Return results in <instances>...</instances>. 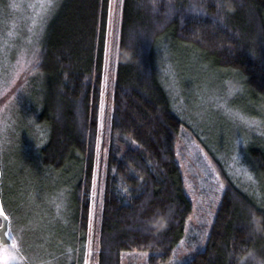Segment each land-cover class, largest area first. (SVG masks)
<instances>
[{"label": "trees", "instance_id": "obj_1", "mask_svg": "<svg viewBox=\"0 0 264 264\" xmlns=\"http://www.w3.org/2000/svg\"><path fill=\"white\" fill-rule=\"evenodd\" d=\"M61 1L39 63L27 73L28 83L38 81L43 88L41 106L30 114L43 143L33 147L25 177L34 191L41 179L48 187V181L66 186L64 264H85L97 169L103 198L94 263L122 264V255L129 252L148 254V264H170L187 240L194 211L177 160L178 140L186 129L206 142L201 113L195 109L199 117H190L181 94L165 77L171 72L167 54L181 59L190 76L202 77L197 71L205 65L237 77L264 113V0L118 1L111 112L102 144L112 1ZM175 102L182 110L175 109ZM98 145H104L101 160ZM243 162L252 178L249 189L225 174L226 190L206 246L180 264H264V145H250ZM1 166L5 206L18 190L9 189L14 180L3 160ZM7 214L16 246V213ZM199 244L198 236L190 239V247Z\"/></svg>", "mask_w": 264, "mask_h": 264}, {"label": "rangeland", "instance_id": "obj_2", "mask_svg": "<svg viewBox=\"0 0 264 264\" xmlns=\"http://www.w3.org/2000/svg\"><path fill=\"white\" fill-rule=\"evenodd\" d=\"M111 1L100 109L101 144L111 112L115 72L112 48L119 19L120 0ZM62 3L61 0H0V159L11 181L14 180L9 189L18 190L17 193L12 191L13 196L7 198L5 204L7 211L16 213L12 217L13 237L17 245L0 246V264L65 263L62 244L66 239L62 233L63 229L66 232L67 226L62 216H65L63 208L67 203L66 186L48 181L52 185L48 187L41 179L40 189L38 184L34 191L31 180L25 177L33 147L43 143L39 141V128L30 120V114L41 106L43 88L38 81L28 83L31 76L27 73L39 63L46 30ZM167 60L171 63V72H164L165 77L181 94L179 96L190 117L195 120L199 117L195 109L198 114L201 113L199 125L206 142L202 143L195 131L182 129L185 134L176 147L185 188L194 207L187 223V240L175 250L170 263L180 264L205 248L226 190L224 178L228 176L239 187L249 189L252 178L243 160L250 145H264V113L261 107L254 104L255 100L237 77L213 72L205 65H202L204 70L197 71L202 77L198 74L190 76L181 59L174 54L168 52ZM174 107L182 110L178 102L174 103ZM103 147H98V160L102 159ZM101 185L97 169L89 235L84 249L85 264H95L97 227L103 198ZM55 190L59 194H54ZM27 195H30L28 200ZM194 236H198L200 244L190 247V239ZM145 254L126 252L122 255V264H148V254Z\"/></svg>", "mask_w": 264, "mask_h": 264}, {"label": "water", "instance_id": "obj_3", "mask_svg": "<svg viewBox=\"0 0 264 264\" xmlns=\"http://www.w3.org/2000/svg\"><path fill=\"white\" fill-rule=\"evenodd\" d=\"M2 180H3V171H2V166H1V159H0V206L3 207L4 212L7 214L5 207H4V203H3V199H2V195H1V187H2ZM8 216V220L5 221L3 216H0V245L3 247H13L15 246V241L13 240L12 236H11V219ZM6 225V227H5Z\"/></svg>", "mask_w": 264, "mask_h": 264}, {"label": "snow or ice", "instance_id": "obj_4", "mask_svg": "<svg viewBox=\"0 0 264 264\" xmlns=\"http://www.w3.org/2000/svg\"><path fill=\"white\" fill-rule=\"evenodd\" d=\"M125 191H127V189H125ZM0 216H3L4 217V219H5V221H7L8 220V216H7V214L4 212V210H3V207L2 206H0ZM5 227H6V225H5ZM146 255V254H145Z\"/></svg>", "mask_w": 264, "mask_h": 264}]
</instances>
